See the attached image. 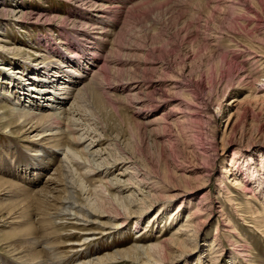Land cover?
<instances>
[{
    "label": "rangeland",
    "instance_id": "1",
    "mask_svg": "<svg viewBox=\"0 0 264 264\" xmlns=\"http://www.w3.org/2000/svg\"><path fill=\"white\" fill-rule=\"evenodd\" d=\"M2 1L18 16L0 15L9 20L0 24H6L0 41V106H14L13 98L5 97L7 78L22 68L26 76H17L23 80L36 75L35 64L43 55L47 56L45 62L60 69L56 71L65 69L61 75L70 76L66 72L70 67L75 78L80 77L72 92L96 76L93 89L97 101L87 93L75 112L77 123L71 126L76 134L99 140L87 156L92 161L80 154L88 143L76 145L80 149L76 156L66 147L55 145L52 150L59 157H65L67 151L80 164L76 165L74 158L68 160L74 179L83 182L81 201L87 210H98V186L111 180L123 186L121 197L138 198L133 201L139 206L133 209L146 206L140 219L132 217L124 225L109 228L111 232L89 239H83L80 229L97 225L68 216L59 230L62 239L53 238L54 242L64 241L60 251L69 264L88 258V254L101 256L135 242L155 244L183 224L188 210L198 201L213 206L214 214L198 230L189 249L176 253L173 261L166 257L158 264H194L198 260L201 262L197 264H210L217 234L221 240L215 246L219 250L218 264H264L263 227L246 216L252 211L264 225L263 192L252 187L255 193L245 189L247 193L242 185L235 191L231 184L233 177L250 180L249 174L257 178L263 175L264 180V0H16L13 5L10 0ZM100 3L109 8L105 13L96 9L103 7ZM27 10H31V16L23 14ZM10 47L25 50L27 57L12 53ZM89 55L97 57L99 65L89 61ZM14 65L21 68L10 69ZM71 101L69 97L63 104L51 100L45 103L68 110ZM50 105H26L25 110L38 115L56 111ZM62 116L61 126H53L58 134L67 132L69 121ZM4 121L0 120V154L9 163H14L20 153L31 154L32 147L47 144L46 137L36 138L37 132L28 131L27 126L16 125L12 132L10 127L5 128ZM46 129L48 133L56 131ZM58 160L44 170H32L30 166V175L20 167L22 176L18 179L5 177L34 192L52 178L49 184L57 191L52 190L49 196L60 199L65 196V187L54 174ZM128 165V172L121 174ZM134 172L138 176L131 180ZM24 178L29 182H23ZM231 192L241 202V210L229 202ZM3 199L1 205L3 201L12 202ZM181 203L179 218L166 223L164 220L172 217L168 211L173 212L172 206ZM6 206L0 208V216H8ZM221 208L224 214H232L233 225H222L223 212L218 213ZM160 209H168L163 213L165 219L153 223L152 215ZM5 217H0V233L9 230L5 226L9 217ZM233 226L240 232H229L235 230ZM72 241L76 242L75 250L71 249ZM5 245H0V258L16 259ZM242 248L245 250L240 252Z\"/></svg>",
    "mask_w": 264,
    "mask_h": 264
},
{
    "label": "bare ground",
    "instance_id": "2",
    "mask_svg": "<svg viewBox=\"0 0 264 264\" xmlns=\"http://www.w3.org/2000/svg\"><path fill=\"white\" fill-rule=\"evenodd\" d=\"M10 1L11 3L10 2L9 3L11 5H13V3L16 2V0H10ZM0 4H2V6H0V15H2L3 17L7 15L18 16V14L15 13L16 12L15 9H12V7L7 6L8 4L4 3V1L0 0ZM100 5L103 7L99 6V8H96L99 10V12L105 13V11L109 9L106 6V4L100 3ZM30 13L31 10L30 11L27 10L23 14L24 15L27 14L28 16H31ZM104 15L105 14H102V16ZM7 22H9V20H6L5 18H0V24ZM5 25L4 26L0 25V41H3L1 36L4 35V28H6ZM18 29H25V28L23 26H19ZM10 50L13 51L12 53H17V54L19 53V55L23 56L24 59L27 57L28 54V52H26L25 50L23 49L20 50V48H16V47H10ZM43 56L44 58L37 60L38 62L40 61V63L38 64L37 62L35 64L38 67L35 73L36 75L27 76L28 80L22 79L23 76L25 75L24 74L25 72H23L24 70H22L23 68L21 70H18L17 72L14 71V75H11L10 77L7 78L8 88H6L5 91L8 94V96L5 95V97L6 100H8L9 97H12L13 98L12 103L14 104V106L8 105L7 107L4 105L5 108H3V106H0V111L2 110L0 112V114L2 115V118H0V120H5L3 122L5 124V128L10 127L11 128L10 130H12L13 127H15L16 125H20L22 127L27 126L28 131L37 132L35 133L36 138L46 137V139H48V141H45L47 143L46 145L43 146V144H40V147L34 149H32L33 148L32 147L31 151L33 154L31 153L24 155V153H20L17 160L12 164L9 163L7 157L4 158L3 155L0 154V198L3 199L2 197H5L4 198L5 200L12 201L11 203H7V204L4 203L3 201L2 205L0 204L1 205L0 208L5 207L6 205H7L6 207H9L7 211L8 213L7 217H9L8 218L9 221L7 224H5V226L7 225L6 226L7 228L9 227L8 228L9 230H7L6 228L7 230L6 232L0 233V238H1L0 245L2 244L3 246V244L5 243L6 245L4 246V248L6 249V251L13 254V257L16 258L10 260L5 257H1L0 264H69L66 255H64L60 251L61 244L63 245L64 241L54 242V238H53L55 236H59L58 238L62 239L63 236H61L62 233L59 232V230L60 227L65 226L66 218L68 216L74 215L75 219L86 221L87 223H89V225L90 224L97 225L96 227L86 226L80 229L81 232H84L81 233L83 239L84 238L89 239V237H93V238L96 237L97 234H101L103 236L104 234L111 232V230H108L109 228H115V226L119 224L124 225L127 223V220H129L132 217L137 216L140 219L141 215H143L146 209L145 208L146 206L144 205L139 207L138 210L133 209L132 206H139L137 204H134V201L138 200V198L133 199L134 200L133 201L131 199H128L127 197H121L120 190L124 189L123 186L120 184V181L111 180L108 184H101L100 186H98L101 189L100 195H98L99 199L97 200V204H96L98 210L94 212L87 210L84 203L81 201V197L84 195L83 182L74 179L75 177L73 175L74 174L73 169L69 165L70 162L68 163V160L69 159L73 160L74 157H72L69 153H66L67 152L66 150H65L66 151L65 157H59L57 156V152L54 149L52 150V148L56 147L55 145L61 146L60 149H62V147H66L67 150L68 149L71 150L72 154L76 156L78 152L80 153L79 151L80 149H78L76 145L80 143L81 145L83 143H88L85 146H83L80 154L82 153L85 154L84 156L89 161H92V159L87 156H89V151L91 150V147L97 145L99 143V140H95L94 137L88 138L87 136H85L84 133L78 135L73 131L75 129L71 128V126L72 124L77 123L75 119V112L78 113L81 107L80 103L82 102V99L85 98V95L87 93H91V96H94V98L97 101L98 94L93 89L94 86L96 85V81H95L96 76L93 78V81L91 83L89 82V84L81 85L82 87L78 86L72 92L71 88L73 87V85H75L77 79L78 80L80 79V77L75 78L76 74L75 72L72 71V69H70L69 66H68L69 67L68 71L66 70V72L71 73V75L63 76L64 75L63 73H62L63 75H61V72H65V69L62 68V70L59 71L60 69L58 67H53L52 65H49L47 62H45L47 56L46 55ZM86 58L89 61L92 60L93 64L99 63V59L97 57H91V58L86 57ZM48 59L50 58L48 57ZM0 64H2V62ZM15 68L20 69L21 66L18 67L10 66V69H15ZM57 69L59 70L56 71ZM19 73H22L21 74L22 78L17 76ZM41 75L42 77L44 76L43 77L44 79H41L42 78ZM25 97L26 99L31 98L32 100L31 99L23 100V98ZM69 97L72 98V101H71V107L68 110H64L62 108L60 109L58 105L52 106L53 104L50 105L49 103H45L46 101L51 100L53 101V103L63 104V101L65 102V100L68 99ZM26 105H30L32 106V108H35L36 106L38 107V105L40 106L50 105V108L52 106V109L56 111L53 112L51 111L48 113L46 112L39 113L38 115L35 113V111H29V110L26 111L25 110ZM63 114L66 115L65 116L66 121L67 120L69 121V122L67 121L68 124L66 125L67 132L58 134L57 133L59 131L58 128H53V126L54 125H55L54 127L61 126L62 124L61 119L63 117L62 116ZM48 121H50V123L48 125L43 126L45 122ZM41 126H43L42 127L43 131L39 129ZM45 129L46 130L50 129L49 131L56 129V131L54 133L53 132L48 133L47 131H45ZM82 155H80V157ZM57 157L59 160L58 163H56L55 165L56 172L54 174L56 175L57 178H61L59 180L63 181V185L65 187L64 190L65 196H63L60 199H57L55 197L51 198L49 196L50 193H52L56 188V187L54 188L49 184L50 182H52L51 180L52 178H50V180L45 184V186H43L39 191L34 192L32 189H29L23 186L22 184L17 183L15 180L5 177V176H11L17 179L21 178L22 175H20L18 172L20 171V167H24L25 172L30 171V166L33 167L32 170H37V171L47 169L53 163L55 164V159ZM73 162L76 163V165H80L75 160V158ZM110 166L108 165V168ZM129 168L131 167L128 165L125 168L124 172H120V173L124 175V173L128 172ZM86 170L87 173L93 172L92 171L93 169L92 170L86 169ZM254 170H256V168H254ZM28 173L26 175H30V172ZM249 175L250 177L248 178H250V180L246 179V181L243 178L233 177V179L231 180L232 182L231 184L236 188L235 191L239 190L240 185L244 187L243 188L244 190L252 189L251 190L252 192L249 193H255V189L262 191L263 192L262 207L264 212V180L262 178L263 175L262 177L259 178H257L255 175H253V177H251L252 176L251 174ZM134 176H138L137 172H134V174L131 175L130 179L132 180L133 178H135ZM208 176L210 175L207 174V177ZM72 179H74V181H71ZM22 181L29 182L27 178H24ZM139 182L141 184L145 183L144 181L141 180ZM139 182L138 184L140 185ZM251 183L254 186H251L252 185ZM252 187H254L255 189ZM96 189L97 186L93 190ZM174 191H176V189L173 190V192ZM173 192L171 193L172 195L175 194ZM228 193L230 194L229 191ZM88 194H91V191H89ZM228 198L230 200L229 202L234 203L235 206L237 205L236 208H238V210L239 209L241 210L242 204L241 202L239 203L237 201L238 199L236 198L235 194L231 192V195L228 196ZM182 204L183 203L172 206L171 210H173V212H169L168 209L161 210L162 209L161 208L159 212H157L154 216L152 215L153 217L152 222L153 223L155 221L158 222L159 219L163 217L165 219L163 213H167V211L169 214H172V217L164 221L166 223L175 222L179 218L180 215L179 212L182 209L181 207ZM207 204L209 203L198 201L197 205L194 208L188 210L187 217L183 222V224H178L177 227L174 229V232H172L170 236L164 238L163 240L162 239L157 240L155 244L140 245L138 242H135L133 245L128 246V248L127 247L126 248L122 247V249L118 248L114 252L104 253L101 256L93 257L92 255L88 254V258L76 259L77 261L74 264H106L110 262L117 263L119 261L125 262V264H158L160 261H164L166 257H168L170 261H173V259L176 258L175 257L176 253L180 254L181 252H184L185 250L190 248V245L192 244L193 240L196 239L195 237L198 233V230L214 214L215 210L212 208L213 206L212 207L210 205L207 206ZM165 206H167V203ZM204 208H208V210ZM218 211H219L218 213H222L223 209L221 208ZM67 212H71L73 214ZM226 214H224V212L221 214L222 217H224L223 218L224 223H222V225L224 226L229 224L233 225L232 214H230L228 211H226ZM5 216L6 215L2 214L0 217L3 218ZM246 216L248 218H252L251 220H255L257 227L259 228L263 227L262 232H264V225H261L258 222L252 211L250 212L249 215ZM103 217H105L106 219L104 220ZM219 223L220 222H218V225ZM255 223H253V225ZM74 227L70 229L73 230L76 228ZM77 229L79 228L77 227ZM49 230H51L52 232H49ZM233 230L234 229L230 230L229 232H238V233L240 232L236 228L234 231ZM139 232L140 230L138 229L137 233ZM225 232H227V229L224 230L223 234ZM51 233H55V235ZM231 236L228 237L231 238ZM219 238L220 237L217 234L214 240L212 241V245H213L212 247L214 248V251L211 252L209 255L210 264H218L219 250L215 249V246L217 244L219 245L221 244V240ZM231 240H234L233 237L231 238ZM197 242L198 241L196 240V243ZM233 243H235V241H233ZM71 244H72L71 249L75 250L74 245L76 244V242L72 241ZM243 250H245V248L239 249L240 252ZM199 262H201V260L195 261L194 264H197ZM191 263L193 264V261Z\"/></svg>",
    "mask_w": 264,
    "mask_h": 264
}]
</instances>
